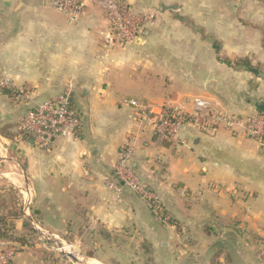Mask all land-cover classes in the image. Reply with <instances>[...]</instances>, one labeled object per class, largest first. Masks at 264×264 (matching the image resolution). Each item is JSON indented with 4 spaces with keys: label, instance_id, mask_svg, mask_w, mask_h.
<instances>
[{
    "label": "crops",
    "instance_id": "0c3cea01",
    "mask_svg": "<svg viewBox=\"0 0 264 264\" xmlns=\"http://www.w3.org/2000/svg\"><path fill=\"white\" fill-rule=\"evenodd\" d=\"M101 1L83 0L72 22L53 0H0V80L32 91L34 103L68 93L82 117L77 140L40 150L19 128L33 103L0 88V179L26 194L37 226L56 238L129 230L152 245L158 264H213L219 251L220 262L225 254L241 262L249 241L239 230L264 227V145L241 126L212 133L194 124L170 143L122 102L192 111L193 100L203 98L243 120L258 113L264 79L228 67L219 56L264 65V0H244L240 16L236 0H121L156 19L135 42L108 52L110 23ZM7 127L8 138L1 135ZM127 147L136 176L188 237L127 186L109 187L118 183L114 167ZM186 238L199 244L184 250Z\"/></svg>",
    "mask_w": 264,
    "mask_h": 264
},
{
    "label": "built area",
    "instance_id": "2783aa9c",
    "mask_svg": "<svg viewBox=\"0 0 264 264\" xmlns=\"http://www.w3.org/2000/svg\"><path fill=\"white\" fill-rule=\"evenodd\" d=\"M54 7L64 13L72 22H77L83 10V0H53ZM110 31L104 36L105 52L116 46H125L135 42L154 25L156 14L138 13L131 5L121 0H102ZM11 87L8 81L1 79L0 88ZM19 97L32 106L20 120V133L31 138L33 145L43 151H51L60 140H77L82 130V117L79 111L71 105L68 93L60 94L49 100L34 103L33 92L23 88L17 89ZM124 105L131 107L137 121L151 129L161 139L170 143L177 142L181 129L186 124H194L201 130L216 132L219 129L235 130L243 127L247 134L264 145V114L256 113L245 120L240 117L218 111L213 104L203 98L193 100L192 111L182 107H157L133 99H125ZM132 153L130 147L122 148L118 154L114 173L118 183L108 182L112 189L119 190L127 186L141 196L153 208L158 204L157 195L148 190L134 173L129 164ZM13 256L12 251L0 255V264H8Z\"/></svg>",
    "mask_w": 264,
    "mask_h": 264
},
{
    "label": "rangeland",
    "instance_id": "374dc122",
    "mask_svg": "<svg viewBox=\"0 0 264 264\" xmlns=\"http://www.w3.org/2000/svg\"><path fill=\"white\" fill-rule=\"evenodd\" d=\"M217 1L219 2L220 0ZM235 3L237 4V15L240 16V12L242 8H244V0H236ZM217 11H219V9H217ZM232 12L233 11H230L229 9V11L224 10L222 14L226 13L230 15ZM184 19L185 20L182 21H186V23L195 27L196 24L191 18ZM242 23L244 24V21H242ZM244 25L254 28L249 23H245ZM198 30L202 32L204 37L208 40L206 31L204 29ZM263 41L264 32L262 36V45H264ZM213 44L214 48H216L219 53L222 49V43L219 40H216ZM224 57H227L232 61L247 58H230L223 53L219 56L221 59ZM249 59L254 65H257L251 58ZM3 170L5 169H0V173ZM25 189L22 187V190L25 191ZM2 203H6L4 205L5 207H2ZM20 209L23 213V217L15 222H11L7 238L0 241V255L5 251L13 252V256L10 258L8 264H78L74 262L68 254L79 259L80 263L87 264L91 260L87 255L88 253L93 252H95L97 256L94 260L103 264H158L155 259L156 256L153 247V257H151L154 260L152 262L149 261L150 256H147L148 253L143 250V242H145V240H140L139 238L141 237H136V235L129 230L123 231L122 233L112 234V242L100 237L98 231L94 234L93 232L76 231L71 236H66L67 241L63 237L56 238L49 235L37 226L38 223L33 216L31 201L26 197V194H22L21 190L9 182V180L0 179V215H8L11 212L20 211ZM25 218L30 222L36 232L24 228ZM177 230L182 237H188V231L185 228L183 229V227L180 226ZM204 231L208 233V235L212 234L208 227H206ZM241 232L244 233V235H242ZM250 232H254L255 238L260 245L255 244L253 239L254 235L251 236ZM238 235L249 241V248L247 249V254L244 253V260L237 264H264V247L262 246L264 245V227H258L257 229L249 227L241 228ZM77 237L88 242L80 241ZM24 239L28 241L27 244L22 243L21 240ZM100 242L103 243L100 244ZM183 244H186V246L188 245L184 248V250H187L195 248L199 243H194V240L192 241L189 238H186L185 241L183 240ZM220 253L221 251L217 252V254ZM222 254H224L223 251ZM232 264H236L233 259Z\"/></svg>",
    "mask_w": 264,
    "mask_h": 264
},
{
    "label": "trees",
    "instance_id": "16d2710c",
    "mask_svg": "<svg viewBox=\"0 0 264 264\" xmlns=\"http://www.w3.org/2000/svg\"><path fill=\"white\" fill-rule=\"evenodd\" d=\"M180 20H185L184 18L180 17ZM264 44V41H263ZM264 46V45H263ZM219 61L226 64L228 67L234 69V70H246L250 73H253L255 75H258L259 73H264V66L262 64H257L254 65L253 62L247 57V58H243V59H239L236 61H232L231 59L224 57V58H219ZM3 90L6 91L7 95H10L12 97L13 96H17L18 95V91L12 89V88H2ZM9 129L10 127L4 128L1 130V135L3 137H10V133H9ZM2 207H5L4 205L6 203H2ZM21 207V206H20ZM22 208V207H21ZM153 209L155 210V212L157 213L158 216H160L162 219H168L169 223L176 226L177 228H180L178 222L168 218V215L166 213L163 212L162 207L158 204L154 205ZM21 217H23V213L20 211L17 212H11L8 215H4L1 216L0 215V241L4 240L7 238L8 236V229L10 227L11 222H15L16 220L20 219ZM13 220V221H12ZM24 228L31 230V231H35V229L32 227V225L30 224V222L25 218L24 221ZM253 229H257V228H253ZM259 231V230H257ZM99 232V236L102 237L104 240H107L109 242H112V233L109 232L108 230L101 228L100 230H98ZM242 235H244V233L241 232ZM250 235L253 236L254 242L256 245H260V243H258V241L255 238V234L254 232H250ZM263 235V234H262ZM22 243L27 244V240H21ZM264 247V245H262ZM143 250L144 252H147L149 257V261L153 262V249L152 246L145 240V242H143ZM219 255H222V253L220 254H216L213 258V263L214 264H232V258L229 255L225 256V260L223 263H221L220 257ZM90 258H97L96 253H88L87 255ZM152 256V257H151Z\"/></svg>",
    "mask_w": 264,
    "mask_h": 264
},
{
    "label": "water",
    "instance_id": "95a60500",
    "mask_svg": "<svg viewBox=\"0 0 264 264\" xmlns=\"http://www.w3.org/2000/svg\"><path fill=\"white\" fill-rule=\"evenodd\" d=\"M169 8L172 9V10H177V9H178L177 6H173V7H169ZM259 77H261L262 79H264V74H263V73H259ZM255 107H256L257 112L264 114V104L256 103V104H255ZM68 256H69L74 262H76V263H78V264H82V263H80L79 259H77V258L74 257L73 255L68 254Z\"/></svg>",
    "mask_w": 264,
    "mask_h": 264
},
{
    "label": "bare ground",
    "instance_id": "6f19581e",
    "mask_svg": "<svg viewBox=\"0 0 264 264\" xmlns=\"http://www.w3.org/2000/svg\"><path fill=\"white\" fill-rule=\"evenodd\" d=\"M87 264H103V263H100L97 260H92L91 259Z\"/></svg>",
    "mask_w": 264,
    "mask_h": 264
}]
</instances>
